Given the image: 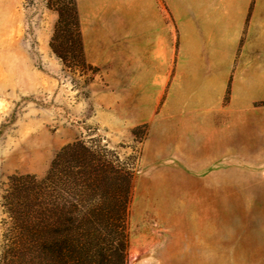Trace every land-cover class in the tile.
Here are the masks:
<instances>
[{"label": "rangeland", "instance_id": "rangeland-1", "mask_svg": "<svg viewBox=\"0 0 264 264\" xmlns=\"http://www.w3.org/2000/svg\"><path fill=\"white\" fill-rule=\"evenodd\" d=\"M73 1L81 55L69 15L57 30ZM176 17L166 0H0V264L11 178L51 172L77 203L87 163L130 176L125 264H264V100L240 131L193 106Z\"/></svg>", "mask_w": 264, "mask_h": 264}, {"label": "trees", "instance_id": "trees-1", "mask_svg": "<svg viewBox=\"0 0 264 264\" xmlns=\"http://www.w3.org/2000/svg\"><path fill=\"white\" fill-rule=\"evenodd\" d=\"M58 13L57 30L71 17L78 38L70 41V45L81 55L83 45L76 2L66 9L59 8ZM52 46L59 53L53 43ZM59 56L64 57L61 53ZM79 146L85 154L91 152L86 145ZM84 166L87 197L71 204L63 196L54 198L57 194L52 184L62 190L64 184L51 182V172L32 185L27 183L30 176L11 178L8 197L13 201L12 218L17 232L10 248L4 251L7 264L18 260L24 264H125L127 212L132 192L130 176L124 178L126 186L122 188L119 182L123 176L118 169L88 163Z\"/></svg>", "mask_w": 264, "mask_h": 264}, {"label": "crops", "instance_id": "crops-1", "mask_svg": "<svg viewBox=\"0 0 264 264\" xmlns=\"http://www.w3.org/2000/svg\"><path fill=\"white\" fill-rule=\"evenodd\" d=\"M166 2L179 27L177 80L186 81L193 106L212 112V123L223 116L218 129L230 131L233 122L240 131L242 117L258 113L264 100V0Z\"/></svg>", "mask_w": 264, "mask_h": 264}]
</instances>
